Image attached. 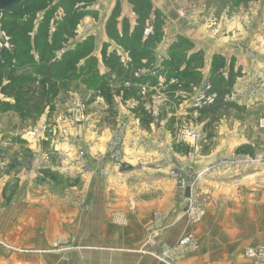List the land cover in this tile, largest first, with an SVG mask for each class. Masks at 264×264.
I'll use <instances>...</instances> for the list:
<instances>
[{"label":"rangeland","instance_id":"374dc122","mask_svg":"<svg viewBox=\"0 0 264 264\" xmlns=\"http://www.w3.org/2000/svg\"><path fill=\"white\" fill-rule=\"evenodd\" d=\"M149 1L151 20H147L144 25V40L149 34L160 32L159 37L152 40L150 45L152 49L161 42L163 30L174 29V26L163 20L161 11L154 9L152 0ZM253 1L259 2L245 0V8H249L247 4ZM120 2L121 0H40L20 6L16 13L10 12L7 16L3 13L1 17V27L10 37L13 47L11 50L2 48L0 51L12 54L16 43L7 30H10L11 25H15L18 30L26 21L30 24L25 34L29 37L28 52L36 61L40 60L34 44L35 37L40 33L44 34L46 41H60L61 46L54 51L51 58V61L57 63L64 60L66 52H72L78 45H86L85 49L92 45V50L88 55L83 53L85 50L81 51L80 60L72 73L74 75L56 81L58 95L45 104L43 112L37 116L28 117L6 107L13 104L14 96L9 95L8 77L2 75L3 73L0 75V264H52L53 256L64 258L66 252L77 251L78 244L72 234L81 225L82 215L86 219L89 218V223L91 213L97 210L94 223L97 225L105 221L110 208L109 192L105 202L102 191L100 193L103 195L102 199H96L93 210H90L89 198L92 196L93 188L88 189L94 180L100 181L114 176L111 174L112 167H117L119 171L126 169L127 162L123 159V150L125 129L128 126L124 119L127 118L118 120L116 114L122 105H126L127 93L133 98L134 103V107H130L129 111L136 110L140 113L142 110L145 111L146 115L139 121L140 127H145L149 131V123L154 121L165 127L174 128V131H171L172 143L181 149L176 152L189 159L186 161L181 157L176 159L178 163H174L173 168L168 171L180 191L185 189L178 186L176 178L171 175L172 169L179 170L187 177L198 173L206 165L228 157L242 159L247 156L254 160L249 166H242L239 163L238 166L219 167L220 169L205 174H213L219 170L222 173L224 169L231 177L240 178L243 176L242 171L235 172L233 169L243 167L250 169L249 172L254 175V179L249 181L244 177L241 178L244 181L231 183L232 193L231 190L227 191L224 188H222L224 192L218 193L216 188H211L213 186L207 184L208 180L203 175L195 185L192 201L195 210L188 207L190 195L186 194L183 198L185 208L180 211L182 217L179 223L184 228L180 231L179 239L173 244L162 246L159 251L152 253L153 257L158 258L157 253L166 248L175 249L182 237L189 236L191 240L185 249L170 252L167 259L169 264H187L184 262L186 258L191 257L190 255L200 256L202 251L218 250L228 252L230 257L227 254L226 256L230 261L222 256H215L210 264H230L231 259L239 258L240 252L243 251L244 256L247 254L244 249L247 244L256 240L255 237L262 238L264 235V131L259 128L264 113L258 114L261 106H251L242 110L227 109L212 124L213 135L208 138V133L203 128L205 122L195 123L197 116L196 112L192 111L195 107L210 104L204 98L199 100L201 95L209 97L214 94H208L210 88L204 91V86L208 85V76L204 73L203 51L193 53L191 40L187 41L190 42L188 44L181 42V38L176 42L177 48L169 49L168 60L164 59L163 64L169 65L173 62L174 67L167 71L174 75L182 74L183 72L178 71L180 64L176 66L177 59L182 57L185 64L190 58L194 56L196 58L190 66L185 64L188 72L194 71L195 79L199 78L197 83H192L194 86L189 90L185 89L187 94L184 98H180L188 101L187 114L179 116L176 112L180 104L178 101L160 102L158 98H152L151 95L155 93L150 92L151 89L146 87L145 83L142 84L140 80L133 81L134 77L144 75L140 72L143 63L140 62V66L132 65L134 57L130 56L122 42L115 39L117 36H121L122 39L131 36L137 23V14L130 2L126 11L121 9ZM116 5L118 14L112 17ZM217 5L218 1L215 10ZM231 5L236 6L234 2ZM154 10L160 12V21L156 22L159 28L153 25ZM132 15H135V24L131 25ZM102 39H105L102 42L103 54L98 58L95 55V46ZM111 44H115L117 48H109ZM119 48L124 49V52L121 51L122 57L115 52ZM145 57L148 58L141 59L147 63L145 69L149 72L155 65L153 51H148ZM0 59L6 60L4 57ZM11 61L15 62L16 57L13 56ZM102 70L104 74L101 73ZM221 74L225 76L227 72L221 69ZM169 75L166 77H170ZM104 77L109 80L103 89L100 85ZM119 80L121 85L117 86ZM181 87L184 88L180 85V89ZM229 96L226 99L230 100ZM190 130L199 133L197 151H193L192 141L187 137V131ZM243 136L247 140L243 139ZM101 145L106 150L103 159L108 158L110 164L107 168L89 173L85 163L88 159V148ZM200 145L204 146L202 152ZM224 147L230 152L224 155L216 153L218 152L216 149L221 150ZM210 152L212 153L209 163L195 168L196 159L204 161L199 154L204 156ZM101 156L99 154L95 158L99 159ZM213 181L215 183L218 180ZM235 198L242 202L238 205L240 207L232 208L234 204L231 203L228 206L232 207L229 206L228 210L219 208L220 205L232 202ZM250 198L257 202L254 208L248 205ZM100 212L103 213L102 217ZM60 231L67 235L60 236ZM146 240L148 239H144V242ZM156 260L166 264L160 259Z\"/></svg>","mask_w":264,"mask_h":264},{"label":"crops","instance_id":"0c3cea01","mask_svg":"<svg viewBox=\"0 0 264 264\" xmlns=\"http://www.w3.org/2000/svg\"><path fill=\"white\" fill-rule=\"evenodd\" d=\"M217 1L218 5L215 10ZM236 1L152 0L154 9L161 11L162 17L164 16L163 20L172 23L174 29L163 30L159 47L151 49L155 57V65L149 69V72L144 65L140 72L144 73L143 76L146 78L145 86L157 95L150 94L152 98L156 97L160 102L165 100L170 103L180 102L178 111L175 110L179 116L187 114L188 101L180 100V98H184L189 88L181 87L180 89L183 80L181 81L178 77H166L169 74L167 70L172 66L163 64L164 59L168 60L169 49L178 45L176 43L178 38L191 40L193 53L203 51L204 73L207 76L213 56H221L224 61L222 70L228 73L231 68L236 74L229 99L245 109L259 105L262 112L258 110V114L264 113V0L249 2L247 4L249 8H245V0H239L238 3ZM233 2L236 6L231 5ZM128 5L129 0H121L122 10H128ZM133 23L135 24V15H132L131 25ZM144 38L142 34V39ZM104 40L99 41V44L96 43L95 55L98 58L103 54L102 42ZM109 48L116 49L117 46L111 44ZM121 51L124 52V49L119 48L115 51L119 57H122ZM142 62L145 61L142 60ZM179 64L176 65H179L178 71L185 68L182 61ZM101 73L104 74V70ZM116 84L121 85L120 80ZM173 85L176 87L174 88ZM125 99L126 105L121 104L116 118L118 120L127 118L124 119L128 126L125 129L123 150V159L127 162L126 169L119 171L117 167H112L111 174L114 176L100 181L94 180L88 189L93 188L94 192L89 198L90 210H93L96 199H102L103 195H100L102 191H104L105 202L110 194L108 215L106 219L104 218L105 221L97 225L96 222L94 223L98 214L97 210L91 213L89 223V218L86 219L82 215L81 225L72 234L78 244L77 251L66 252L64 258L53 256L52 264H147L150 261L152 264H161L152 253L159 251L164 245L176 242L181 229L184 228L179 223L182 217L180 211L185 208L183 198L188 193L186 190L180 191L168 173L169 169L173 168V164L178 163L176 159L185 158L176 152L181 149L172 143L171 131H174V128L165 127L154 121L149 123V131L145 127H140L139 121L146 114L142 111L141 113L136 110L129 111L130 107H134L133 98L127 93ZM242 138L247 140L244 136ZM200 146L202 152L204 146ZM216 151L219 155L230 152L226 147L221 150L216 149ZM105 152L102 145L88 148V159L85 163L89 173L107 168L110 163L108 158L103 159ZM72 153L74 154L73 151ZM211 153L204 156L200 153L199 156L204 161L196 159L195 168L209 163ZM99 154L102 156L99 159L95 158ZM186 160L189 159L185 158L183 161ZM249 170L246 167L233 169L235 172L242 171L243 176L240 178L231 177L224 169L222 173L219 170L216 173L204 175V178L208 180L206 182L209 186H213L211 188H216L220 193L224 192L222 188L227 191L231 190V183L240 182L244 177L249 181L253 180L254 175ZM235 174L238 175V173ZM230 178L234 179L223 181ZM213 180L218 181L214 183ZM111 192H114L112 198ZM232 200V202L224 203L225 206L220 205L219 208L228 210L230 206L228 204L233 203L234 207L230 206L232 208H238L240 207L238 205L242 204L240 199ZM248 205L254 208L257 202L250 198ZM101 214L103 213L100 212L102 217ZM59 235L63 236L67 233L60 231ZM260 237H255L256 240L247 244L244 250L264 244V235ZM144 239L148 240L144 242ZM236 251L238 252V249ZM202 252L200 256L190 255L191 257L186 258L184 263L210 264L215 256H222L230 261L228 259L230 254L224 250ZM239 254V258L231 259L230 264H253V260L247 254L244 256L243 251Z\"/></svg>","mask_w":264,"mask_h":264},{"label":"trees","instance_id":"16d2710c","mask_svg":"<svg viewBox=\"0 0 264 264\" xmlns=\"http://www.w3.org/2000/svg\"><path fill=\"white\" fill-rule=\"evenodd\" d=\"M40 0H27L22 3H16L10 6V8L3 10L5 16L10 15V12H17L20 6H24L25 4L36 2ZM132 5L133 11L137 14V23L135 31L131 36L123 37L117 36L115 38L117 41L122 42L124 46L128 49L130 56L134 57V61L132 63L136 66H140L142 62L141 58L145 57L148 51H151L150 45L152 44L153 39H157L160 35V32L156 31L143 40L142 34L144 32V25L147 20H151V4L149 0H129ZM118 6L113 10L112 17H116L118 12ZM14 13V14H15ZM154 19L153 25L156 28H159L157 25L158 21H160L159 16L160 12L157 10L153 11ZM5 23V22H4ZM8 23V22H7ZM14 24V23H13ZM29 22H25L22 24L18 30H16L15 25L10 26V30H7L8 33L12 36L13 42L16 43L15 50L12 54L7 53L6 51H0V57H4L6 60L0 59V75L7 76L9 79V95L14 96V102L11 105H7L11 109H15L18 113L24 114L25 116H37L43 112L45 104L52 101L57 95L58 90L56 89V81L61 78L71 77L74 69L76 68V63L80 60L81 51L85 50L86 55L91 52L92 45H78L75 49L66 52L64 55V60L61 62L51 61V58L54 56V51L61 46L60 41L52 40L51 42L46 41V38L43 33H40L35 37V44L37 53L40 61H36L32 58V55L29 51V37L26 34V28L29 27ZM12 31V32H11ZM18 31V32H17ZM17 32V33H15ZM55 37V36H54ZM58 36H56L57 38ZM181 42L188 43L184 39H181ZM89 44V43H88ZM181 46V45H180ZM178 45H175L173 48H177ZM84 54V55H85ZM16 57V63L11 61L12 57ZM149 56V55H148ZM184 57V54H183ZM195 57V56H194ZM193 57V58H194ZM190 58L187 63V66H190L191 63L194 62L196 58ZM33 59V60H32ZM182 61V57L177 59V64ZM141 62V63H140ZM147 63H143L142 65H146ZM176 64V65H177ZM169 66H173V62L169 63ZM224 61L219 55H215L211 61L209 74L207 77L208 85H210V89L208 90V94L214 93L215 96L213 98V102L210 104H204L199 107H195L192 111L196 112V118L194 120L195 123L205 122L203 128L208 133V138H211L213 132L211 131L212 124L222 116V113L225 112L229 108H236L238 110H242V107H239L234 101L226 99L229 96L233 89V83L235 80L236 74L232 71L233 69H229L227 75L223 76L221 74V69H223ZM9 68L7 71L6 69ZM171 68V67H170ZM180 70L183 72L182 74L169 73L168 75L175 76L176 78L183 80L184 88H191L194 86L195 82L199 80L195 79L194 71ZM19 74H16V72ZM186 71V72H185ZM170 72V71H168ZM87 73V72H86ZM74 75V74H73ZM72 75V76H73ZM191 78H190V77ZM142 77V78H141ZM141 78V79H140ZM192 79V81H189ZM108 78L104 77V81L101 82L100 87L104 89L108 82ZM134 80H140L139 82L145 83L146 78L141 75L140 77H134ZM193 83V84H192ZM175 88L176 86L173 85ZM145 113L144 110H142Z\"/></svg>","mask_w":264,"mask_h":264},{"label":"built area","instance_id":"2783aa9c","mask_svg":"<svg viewBox=\"0 0 264 264\" xmlns=\"http://www.w3.org/2000/svg\"><path fill=\"white\" fill-rule=\"evenodd\" d=\"M1 17H3V11H0V21ZM12 45L10 43V37L7 35V33L2 29L1 23H0V49L4 48L7 50L12 49ZM210 88L209 85L204 86V91L208 90ZM210 103L213 101L214 94L210 95L209 97H204L201 95L199 100L203 99ZM204 101V103H205ZM259 128L264 131V119L260 121ZM187 137L191 139L192 144H193V151H197L199 149V146H196V142L199 139V133L197 131H187ZM241 163L240 165L244 166H249L254 163V160H252L250 157L244 156L242 159H238L237 157H228L227 159H222V160H217L216 162L206 165L203 167L198 173L190 174L189 176L181 174L179 170L172 169L171 170V175L176 178L177 184L181 189H185L186 192L190 195L189 201H188V207L190 210H195L194 207H192V201H193V196L195 192V185L200 178L205 175L206 173H212L213 171L220 169L219 167H233V166H238V164ZM199 218V215L196 216V219ZM195 220V219H194ZM190 237L189 236H184L180 241L177 243V247L175 249L173 248H166L162 252L157 253L158 259L161 261L165 262L166 264H169L168 260L170 252L174 251H180L182 249H185V247L189 244L190 242ZM247 256L250 257L253 260V264H264V244H261V246H257L255 248H248L246 249Z\"/></svg>","mask_w":264,"mask_h":264},{"label":"water","instance_id":"95a60500","mask_svg":"<svg viewBox=\"0 0 264 264\" xmlns=\"http://www.w3.org/2000/svg\"><path fill=\"white\" fill-rule=\"evenodd\" d=\"M27 0H0V11L10 8L13 4L22 3Z\"/></svg>","mask_w":264,"mask_h":264}]
</instances>
